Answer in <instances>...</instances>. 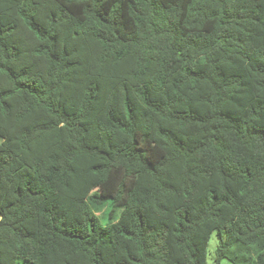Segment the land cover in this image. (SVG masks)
Instances as JSON below:
<instances>
[{
	"label": "trees",
	"instance_id": "1",
	"mask_svg": "<svg viewBox=\"0 0 264 264\" xmlns=\"http://www.w3.org/2000/svg\"><path fill=\"white\" fill-rule=\"evenodd\" d=\"M0 138V264H264V0H0Z\"/></svg>",
	"mask_w": 264,
	"mask_h": 264
},
{
	"label": "rangeland",
	"instance_id": "2",
	"mask_svg": "<svg viewBox=\"0 0 264 264\" xmlns=\"http://www.w3.org/2000/svg\"><path fill=\"white\" fill-rule=\"evenodd\" d=\"M1 142H2V139L0 138V143ZM218 245H219V240L217 238L216 233H214V235H213V237L211 239V242H210L209 257H208L210 261L214 257L215 250L217 249ZM17 264H32V263H30L28 261H25L22 258H19L18 261H17ZM224 264H226V262H224Z\"/></svg>",
	"mask_w": 264,
	"mask_h": 264
}]
</instances>
